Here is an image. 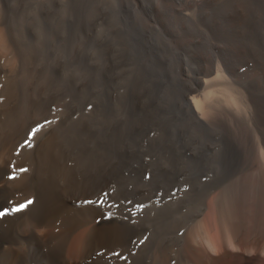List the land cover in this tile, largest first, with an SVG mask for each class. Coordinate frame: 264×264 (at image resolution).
Returning <instances> with one entry per match:
<instances>
[{
    "label": "rangeland",
    "instance_id": "1",
    "mask_svg": "<svg viewBox=\"0 0 264 264\" xmlns=\"http://www.w3.org/2000/svg\"><path fill=\"white\" fill-rule=\"evenodd\" d=\"M9 3L22 57L0 61V144L33 203L15 214L7 201L0 236L35 215L33 189L57 173L78 207L123 230L127 262L186 264L209 207L264 194V0Z\"/></svg>",
    "mask_w": 264,
    "mask_h": 264
},
{
    "label": "bare ground",
    "instance_id": "2",
    "mask_svg": "<svg viewBox=\"0 0 264 264\" xmlns=\"http://www.w3.org/2000/svg\"><path fill=\"white\" fill-rule=\"evenodd\" d=\"M9 6V0H0V61L3 59L5 60L6 58L13 69H16L17 65L20 66L19 59L22 57V42L16 34L15 25H13V14L11 13ZM5 64L6 66H9L7 65L8 63ZM1 66L2 65H0V67ZM3 76H7V73H3ZM5 89L6 88L3 90ZM8 94V96L11 95L10 92H8ZM4 95L5 92L3 96ZM12 96L16 98L13 93ZM14 98L13 102L18 99L17 97L14 100ZM5 104L7 105V102ZM191 107L197 115H202V103H200L198 99H192ZM2 118L4 119V117ZM18 121L19 120L17 119L16 122ZM3 123L5 124V121ZM2 127L3 126H1V130ZM8 129L9 128H7V130ZM13 132L15 133V131ZM3 140L0 139L2 144ZM6 140L8 141V139ZM21 141L23 142V139H21ZM17 142H19V140ZM2 144H0V208L7 201L22 203V193H25L27 187H30L27 185L29 183L26 184L24 182L26 176H24V180H22V171H20V167L18 165L10 166L12 162L11 155L6 145ZM40 148L42 149V147ZM16 149L17 148H15V150ZM42 151L44 152V150ZM47 153L48 151L46 152V155ZM13 157L15 158V156ZM32 161L34 160L32 159ZM62 163L60 162V164ZM28 165L29 164H27V166ZM50 166H52V164ZM31 169H33L32 166ZM41 171L44 170L41 169ZM62 173H64V170ZM47 174L49 176L48 178L46 177L47 180H43L41 183L39 182V189H33V191H37L38 198V201L36 200L38 202V209L35 215L30 219L28 218L29 220L24 225H22V218H24L22 216L15 219L11 218V220L3 224L2 228L5 229V232L0 236V264H132L127 262V259H124L128 250L123 230L115 224L99 222V215L97 216L96 213L89 209L78 207L76 201L79 200V197L81 196L79 195L80 193L77 194L74 192L75 190H71V187H69L71 188L69 189L65 187V185H61V182L58 181L59 174ZM66 174L69 175V171ZM10 176L14 178H9ZM71 176H74L73 173ZM27 178L29 177H26V179ZM69 178L70 180L72 179L71 177ZM84 179L85 178H83V180ZM61 181H63V179ZM66 181L64 182L66 183ZM81 184L82 183L80 182V185ZM75 188H77V186ZM81 189L82 188H80V190ZM91 194L89 193V195ZM252 196L253 197H242L235 201L225 200L222 209L220 208V210H218L215 205L211 208L209 207V212H206V215L199 223V231L192 233L194 240L195 238L199 239L201 244L195 246L193 242H190L186 245L187 247H185L184 255L186 258V264H264V194ZM30 197L32 198L33 196L31 195ZM90 201H92V199ZM91 206L93 207V205ZM94 207L96 206L94 205ZM29 211L30 210H28V212ZM171 259L172 258L164 256L159 264H175Z\"/></svg>",
    "mask_w": 264,
    "mask_h": 264
},
{
    "label": "snow or ice",
    "instance_id": "3",
    "mask_svg": "<svg viewBox=\"0 0 264 264\" xmlns=\"http://www.w3.org/2000/svg\"><path fill=\"white\" fill-rule=\"evenodd\" d=\"M48 123H51V121H47V120H46V121L44 122V124H48ZM44 124H41V125H39V126L34 127V128L31 129V133H30V135L27 137L24 146L31 147V144L29 143V141L32 139V136L35 135V133H37V132L40 131V129L44 126ZM20 171H25V169H20ZM9 178H14V177H11V176H10ZM105 195H106V194H102L101 197L98 199V201H95V202H92V203H98V204L103 205V204L105 203V199H104V196H105ZM32 203H33L32 200H28L26 203H21L18 207H13V208L11 209V211L14 212V213H18V212L22 211L23 209L27 208L28 205H30V204H32ZM85 203H89V202L86 201ZM6 212H7V209H5L4 211H0V217H3V216L6 214ZM111 215H112L111 212L107 213V214H106V218H107V217H110Z\"/></svg>",
    "mask_w": 264,
    "mask_h": 264
}]
</instances>
